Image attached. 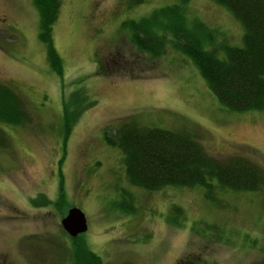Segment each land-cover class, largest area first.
Returning a JSON list of instances; mask_svg holds the SVG:
<instances>
[{
	"label": "rangeland",
	"instance_id": "rangeland-1",
	"mask_svg": "<svg viewBox=\"0 0 264 264\" xmlns=\"http://www.w3.org/2000/svg\"><path fill=\"white\" fill-rule=\"evenodd\" d=\"M57 1L58 74L33 0H0V85L21 114L17 124L0 120V264H76L59 225L68 207L81 209L77 243L99 264H264V183L213 189L210 199L198 185L145 190L125 180L118 147L103 141L128 117L190 133L216 158L242 155L264 178V111L221 106L168 32L156 29L164 50L151 54L121 24L174 3L186 26L203 27L200 46L223 58L227 45L241 46V23L211 0ZM99 61L109 76L95 73ZM62 102L73 114L67 131Z\"/></svg>",
	"mask_w": 264,
	"mask_h": 264
},
{
	"label": "trees",
	"instance_id": "trees-1",
	"mask_svg": "<svg viewBox=\"0 0 264 264\" xmlns=\"http://www.w3.org/2000/svg\"><path fill=\"white\" fill-rule=\"evenodd\" d=\"M211 1L227 7L230 14L242 25L241 46L227 45L222 50L223 58L212 55L200 46L203 27L196 21H193L190 27L186 26L181 7L174 3L151 11L147 18L142 16L137 21L131 19L121 24L130 31L129 38L135 47L151 54L155 53V49L158 53L164 50L165 39L160 33L168 32L173 37L171 46L190 58L206 87H209L221 106L232 111H264V0ZM33 2L40 13L38 40L46 45L45 60L58 74L59 57L52 48L49 33L51 21L56 16L58 1ZM156 29L160 30V33ZM101 66L99 61L95 73L109 76L110 72ZM17 101L7 87L0 85V120H4V123L19 122L21 114ZM61 105V115L67 125V131L70 127L68 122L73 118L68 114H73L67 112L69 104L62 102ZM3 132L0 129V147H5L8 143ZM103 138L105 144L118 147L122 155L120 160L125 180L145 190H157L170 184L198 185L202 188L204 198L210 199L213 189L253 190L264 183L263 172L253 161L233 154L216 158L203 150L200 142L198 143L190 133L181 130L170 131L144 126L125 117L117 123L111 135L106 134ZM71 239L73 247L80 251L75 253L78 256L74 259L76 264L100 263L93 251L77 243L76 236Z\"/></svg>",
	"mask_w": 264,
	"mask_h": 264
},
{
	"label": "water",
	"instance_id": "water-1",
	"mask_svg": "<svg viewBox=\"0 0 264 264\" xmlns=\"http://www.w3.org/2000/svg\"><path fill=\"white\" fill-rule=\"evenodd\" d=\"M59 222L60 228L67 236L73 237L86 230V220L80 208L68 207L66 213L59 217Z\"/></svg>",
	"mask_w": 264,
	"mask_h": 264
},
{
	"label": "flooded vegetation",
	"instance_id": "flooded-vegetation-1",
	"mask_svg": "<svg viewBox=\"0 0 264 264\" xmlns=\"http://www.w3.org/2000/svg\"><path fill=\"white\" fill-rule=\"evenodd\" d=\"M77 235V234H76Z\"/></svg>",
	"mask_w": 264,
	"mask_h": 264
}]
</instances>
